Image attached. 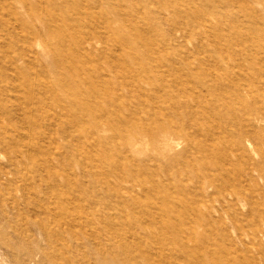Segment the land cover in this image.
Returning <instances> with one entry per match:
<instances>
[{"label": "rangeland", "instance_id": "1", "mask_svg": "<svg viewBox=\"0 0 264 264\" xmlns=\"http://www.w3.org/2000/svg\"><path fill=\"white\" fill-rule=\"evenodd\" d=\"M0 264H264V0H0Z\"/></svg>", "mask_w": 264, "mask_h": 264}, {"label": "bare ground", "instance_id": "2", "mask_svg": "<svg viewBox=\"0 0 264 264\" xmlns=\"http://www.w3.org/2000/svg\"><path fill=\"white\" fill-rule=\"evenodd\" d=\"M254 133L258 134L257 131H254ZM202 188H204V193L207 196H206V198L204 200L201 201V203H199L198 206L200 208L206 209L208 213L210 212V214H212L211 212H216L217 213L218 211L221 212V214H223V212H225V214L227 213V215L230 214L229 211L226 210V205L227 204H231V200H230L231 197H232V200H237V196L236 195L240 194L239 191L233 192L231 190L227 194L226 193L227 191L224 189V187L222 185H219L216 182L214 183L213 181L207 182ZM206 190H207V192H205ZM216 202H218L220 205L219 206H215L214 204ZM174 204H175V202H173V203L168 202V204H167L168 209L170 210L172 208V206H175ZM175 211L180 213L179 207H176ZM168 214H169V211H168ZM221 220H223V219H221Z\"/></svg>", "mask_w": 264, "mask_h": 264}]
</instances>
